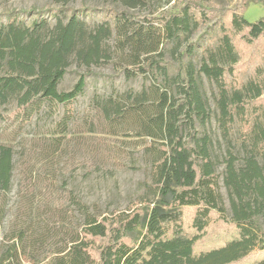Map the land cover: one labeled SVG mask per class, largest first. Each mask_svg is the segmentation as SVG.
I'll return each mask as SVG.
<instances>
[{
  "label": "trees",
  "instance_id": "1",
  "mask_svg": "<svg viewBox=\"0 0 264 264\" xmlns=\"http://www.w3.org/2000/svg\"><path fill=\"white\" fill-rule=\"evenodd\" d=\"M163 1L173 2L172 6L148 18L150 27L125 34L132 48L134 71L130 70V75L150 74L154 78L153 96L144 92L131 94L127 100L122 95L103 106L107 114L119 116L131 101L128 107L148 119V134L161 141L152 163V199L144 197L133 208L111 216L90 213L89 207L77 202L84 217L82 228L59 264H264V240L260 241L257 227V217L264 211V165L257 161V156L264 154L263 92L259 84L244 92L237 80L243 66L237 59L238 43L263 42L264 19L250 23L235 10H225L230 25L222 24L220 43L210 54V63L205 61L199 70L188 64L186 77L179 84L181 74L169 76L160 41L173 42L171 53L181 62V37L192 35L199 21H210L221 10L213 7V0ZM117 2L135 9L145 0ZM122 15L118 31L132 22L130 14ZM7 17L6 23H0V106L12 99L25 111L38 103V98L69 103L86 85L81 77L70 91H59L70 66L77 63L89 68L111 57L103 44L112 36L109 25L90 29L76 14L66 21L58 19L53 27L46 19L28 27L14 12ZM198 74H204L218 88L222 127L227 130L239 119L248 148L241 167L236 166L235 157L227 162L225 184L233 193L230 217L219 189L209 138H196L191 147L193 135L188 130L193 117L206 120L209 115ZM159 76L163 84H159ZM171 82L180 92L171 88ZM177 93L183 96L181 100ZM150 100L156 101L153 112L146 106L152 104ZM257 100L259 104L254 103ZM12 171L13 149L0 146V191L9 189ZM213 232L226 237L222 243L208 246ZM259 243L263 246L258 247Z\"/></svg>",
  "mask_w": 264,
  "mask_h": 264
},
{
  "label": "rangeland",
  "instance_id": "2",
  "mask_svg": "<svg viewBox=\"0 0 264 264\" xmlns=\"http://www.w3.org/2000/svg\"><path fill=\"white\" fill-rule=\"evenodd\" d=\"M172 3L145 0L138 8L126 9L117 0H0L1 24L8 21L11 12L28 27L43 19L53 27L58 19L66 21L76 14L90 29L109 25L112 30L111 38L103 43L110 49V59L89 68L73 63L59 83V91H70L84 77V91L76 99L62 104L38 98L26 111L13 99L0 106V146L13 149L10 187L0 191V264H59L82 228L84 217L77 202L89 207L90 213L111 216L133 208L144 197L152 199V163L161 141L148 134V119L128 107L131 101L119 116L107 114L103 106L122 95L127 100L131 94L153 96L154 78L150 74L130 75V70L134 71L132 48L125 34L130 36L136 28L146 30L150 27L147 19L170 9ZM212 5L220 14L210 21H199L192 35L181 37V62L171 53L173 42L160 41L169 76L181 74L179 84L186 77L188 64L199 70L205 61L210 63V54L220 43L222 24L230 25L225 10H235L250 23L264 19V0H213ZM123 12L130 14L132 22L118 31ZM238 48L237 59L243 66L237 80L244 92L259 84L264 106V41L253 45L239 42ZM158 82H165L162 76ZM198 82L209 115L206 120L193 117V126L188 128L193 135L191 147L196 138H209L219 189L230 217L233 193L225 184L226 166L230 157L236 158L237 167L243 165L248 150L245 135L239 119L227 130L220 124L216 84L204 74H198ZM170 85L180 92L177 84ZM176 95L178 100L183 97ZM155 102L146 105L152 112ZM257 161L264 165V154H259ZM257 227L262 241L264 211L257 217ZM224 236L211 233L208 246L222 243Z\"/></svg>",
  "mask_w": 264,
  "mask_h": 264
}]
</instances>
